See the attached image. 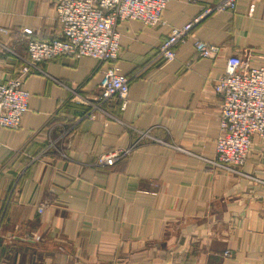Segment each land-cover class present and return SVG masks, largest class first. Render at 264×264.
Segmentation results:
<instances>
[{"label": "crops", "instance_id": "1", "mask_svg": "<svg viewBox=\"0 0 264 264\" xmlns=\"http://www.w3.org/2000/svg\"><path fill=\"white\" fill-rule=\"evenodd\" d=\"M61 1L0 0L9 32L0 33V83L19 76L30 41L59 38ZM221 1L171 0L160 26L116 25V62L59 57L25 77L29 111L19 129L0 130V264H264L263 184L149 139L127 160L95 165L142 131L215 158L224 134L214 86L232 56L264 66V0H238L234 11L204 18L173 61L158 48L173 27ZM197 40L220 48L218 59L200 58ZM111 68L131 80L126 111L108 107L124 124L82 119L88 108L70 90L97 97ZM53 140L60 152L46 150ZM244 172L264 182V140H254Z\"/></svg>", "mask_w": 264, "mask_h": 264}, {"label": "built area", "instance_id": "2", "mask_svg": "<svg viewBox=\"0 0 264 264\" xmlns=\"http://www.w3.org/2000/svg\"><path fill=\"white\" fill-rule=\"evenodd\" d=\"M170 1L62 0L57 5L58 18L62 25L59 38L52 42L30 41L28 58L19 76L0 83V130H17L21 127L23 118L29 111L30 100V95L24 88V79L33 71L44 73V61L59 57H89L116 62L121 54V35L117 32L116 25L124 21H139L150 28L160 26L164 24L162 12ZM237 2L238 0H222L183 27H173L165 41L160 44L158 57L168 61L175 60L177 48L188 41L193 30L204 18L213 13L232 12L236 9ZM0 33L9 34L8 30L1 27ZM195 49L200 58L209 60L218 59L221 51L220 48L201 40L195 42ZM130 89V78L119 75L117 68H111L103 71L97 97H85L73 90L70 92L72 102L88 108L82 119H93L101 114L107 120L124 124L108 107L120 104L121 112H125L130 100ZM214 89L221 99L220 128L224 134L215 146V158H204L155 138L151 131H142L139 132V139L135 144L99 155L96 165L112 167L127 160L142 140L149 139L219 170L254 179L241 170L248 161L254 140H264V66H252L249 60L232 56L227 60L225 71ZM57 143L58 140L50 141L46 150L55 149L60 152ZM38 158L37 156L32 160ZM45 210L46 204H40L38 213L42 215ZM224 255L230 258L232 253L226 251Z\"/></svg>", "mask_w": 264, "mask_h": 264}, {"label": "rangeland", "instance_id": "3", "mask_svg": "<svg viewBox=\"0 0 264 264\" xmlns=\"http://www.w3.org/2000/svg\"><path fill=\"white\" fill-rule=\"evenodd\" d=\"M49 144H50V143H49ZM252 149H253V146H252ZM252 149H251V153H252ZM251 153H250V154H251ZM249 157H250V155H249ZM248 159H249V158H248ZM95 165H96V164H95ZM96 166H97V165H96ZM245 166H246V164L244 165V167H243L242 170H241L243 173H245V172H244V168H245ZM98 167H99V166H98ZM230 174H231V173H230ZM231 175H233V174H231ZM245 175H247V174L245 173ZM248 176H249V175H248ZM241 178H242V176H241ZM243 178H244V177H243ZM245 179H247V180H251V181H255V182L259 183V184H263V185H264L263 181L261 182V181L255 179V178H254V179H251V178H245Z\"/></svg>", "mask_w": 264, "mask_h": 264}]
</instances>
